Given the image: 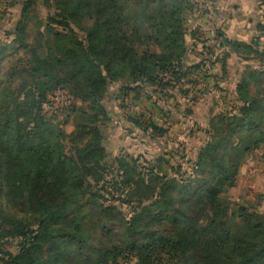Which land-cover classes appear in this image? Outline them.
Here are the masks:
<instances>
[{
  "label": "trees",
  "instance_id": "16d2710c",
  "mask_svg": "<svg viewBox=\"0 0 264 264\" xmlns=\"http://www.w3.org/2000/svg\"><path fill=\"white\" fill-rule=\"evenodd\" d=\"M258 1L264 19V0ZM186 3H23L0 44V98L6 101L0 117V264H62L57 241L69 236V176L79 194L75 207L95 203L103 217L105 241L89 263L264 264V213L240 206L229 215L219 198L224 182H233L239 166L264 144V71L254 80L242 78L231 92L213 76L216 91L235 105L191 131L204 138L196 156L186 158V171L173 162L180 143L173 146L167 129L141 116L123 115L125 130L139 132L157 152L127 156L128 162L107 153L113 113L105 96L122 108L131 95L149 90L166 97L184 83L195 86L192 76L203 74L190 56L206 49L198 47L197 30L185 26ZM156 4H165L162 36L149 16ZM42 8L43 18L36 12ZM224 45L259 53L264 20L249 44L225 39ZM63 88L85 104L72 107L68 135L46 115L48 95ZM252 117L258 121L246 123Z\"/></svg>",
  "mask_w": 264,
  "mask_h": 264
},
{
  "label": "rangeland",
  "instance_id": "374dc122",
  "mask_svg": "<svg viewBox=\"0 0 264 264\" xmlns=\"http://www.w3.org/2000/svg\"><path fill=\"white\" fill-rule=\"evenodd\" d=\"M25 1L0 0V44L5 41L4 33L14 29L20 19ZM186 4L185 26L197 30V40L201 43L198 47L206 49L202 55L200 51H195L190 56L193 63H201L203 74L192 76L197 82L195 86L184 83L169 90L166 97L149 90L142 91L139 98L131 95L122 108L120 101L115 104L105 96L104 102L113 113L105 131V145L110 159L128 162L127 156L145 155L150 158V152H157L156 147H146L142 142L145 139L140 137L139 132L128 134L125 130L129 125L123 122V115L141 116L167 129L166 138L176 141L173 146L180 143V147H176L179 154L175 155L173 162L174 166L181 164V172L186 171V160L196 156L204 138L203 133L191 131H195L197 126L205 128L211 118L222 111H229L235 105V101H227L224 93L216 91L213 76L219 79L218 84L225 92H231L242 78L254 80L255 72L264 71V49L261 48L257 54H249L242 49L234 52L230 46L224 45L225 39L250 43L257 23L264 20L258 0H187ZM164 9L165 4H156L149 14L151 24L161 36L164 35V28L160 15ZM36 12L42 18L45 16L44 8ZM219 33L223 36H219ZM48 102L47 117L66 135L70 134L74 129L72 107L85 104L65 88L48 95ZM5 106L6 101L0 98V117ZM253 121H258V118L252 117L246 123ZM64 192L71 201L67 207L70 226L67 228L69 236L57 241L62 253L61 263L94 264V261L89 263L87 258L95 255L105 241L100 231L103 222L100 209L95 203L83 209L75 207L79 194L71 176L66 179ZM219 198L229 215H236L240 206L264 213V144L239 166L233 182H224ZM198 217L201 224L206 225V214L200 213ZM75 226L78 230L73 229ZM133 262L134 259L132 262L119 260V264Z\"/></svg>",
  "mask_w": 264,
  "mask_h": 264
}]
</instances>
